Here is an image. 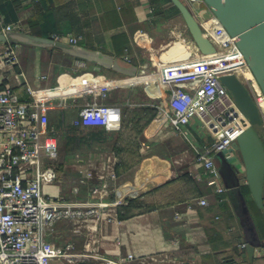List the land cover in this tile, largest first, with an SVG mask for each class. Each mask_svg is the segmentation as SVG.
Instances as JSON below:
<instances>
[{"label": "crops", "instance_id": "0c3cea01", "mask_svg": "<svg viewBox=\"0 0 264 264\" xmlns=\"http://www.w3.org/2000/svg\"><path fill=\"white\" fill-rule=\"evenodd\" d=\"M6 1L0 0V6ZM11 1L15 4L16 18L10 21H22L23 30L33 32L35 28L31 20L43 19L45 13L52 12L60 33H72L79 37V43L111 51L140 66L148 64L155 69L156 63L178 59L193 52L192 48L197 46L193 40L181 43V36H190V33L173 0H47V6L43 5L42 0ZM9 43L0 41V57ZM12 44L18 51L20 62L1 67L0 82L12 84L22 99L31 97L28 86L42 91L57 89L70 82L85 83L93 78L120 81L108 90L107 96L109 102L122 108L120 126L115 129L105 127L109 134L106 140L86 142L91 146L98 143L95 147L99 150L89 156V160L85 159L86 153L85 156L79 153L81 151L76 154L77 171L73 177L67 171H62L64 167L61 163V166L57 165L58 179L46 185L48 193L65 195L77 201H105L112 205L122 200L116 205L115 216L102 219L98 229L91 233L95 235L93 243L101 253L113 258H127L130 253L135 256L156 255L158 258L166 256L171 261L180 258L194 264H233L235 260L257 264L264 258V243L257 247L253 261L242 256L245 251L243 243L248 244V241L240 214L228 191V180L221 171L216 183H222L227 190L217 192L215 182H210L193 148V144L202 146L212 143L213 136L196 119L187 126L196 142L188 137L187 130L186 135L176 132L165 112L166 90L156 94L133 75L78 59L61 50ZM49 52L59 54V58L54 60L48 55ZM81 61L86 64L82 65ZM108 71L114 75L100 76ZM150 72L148 67L146 74ZM76 75H79L78 79L73 78ZM81 87L77 85L61 92ZM144 104L157 105L158 114L138 137L135 160L129 165H122L117 173L120 156L115 151L114 140L123 127L124 107ZM78 115L79 109L73 107L52 109L50 112L55 127L61 120L71 123ZM100 144L105 145L100 148ZM239 157L235 153L230 160L243 168ZM79 163H91L101 168L104 176H94L87 183H81ZM112 171L115 177L111 175ZM184 173H189L195 183L186 180ZM105 180L109 181L107 189L102 187ZM229 180H234L232 174ZM75 186L79 188L76 193L73 192ZM197 188L201 193H197ZM244 190H247L252 211L253 205L259 208L246 185ZM138 196L145 198V202L152 204V207L147 210L137 208L129 215L122 216L120 207L128 205V199ZM201 197H206L208 203L198 202ZM254 218L264 240V232L257 217ZM70 227L67 222L58 221L51 240L64 244L68 240L59 238L64 237L65 233L69 234L80 250L84 247L85 236L82 232L73 231L74 227L70 230ZM131 264L138 263L131 261Z\"/></svg>", "mask_w": 264, "mask_h": 264}, {"label": "built area", "instance_id": "2783aa9c", "mask_svg": "<svg viewBox=\"0 0 264 264\" xmlns=\"http://www.w3.org/2000/svg\"><path fill=\"white\" fill-rule=\"evenodd\" d=\"M182 1L197 18L217 51L205 54L196 46L190 54L160 61L158 69L150 72L159 78L156 83L159 91L156 87L153 90L156 94L168 88L172 90L165 112L176 132L186 135V127L193 119H198L200 126L212 134V143L202 146L193 144V148L210 182H215L216 191L222 193L227 188L222 183H216L220 179V171L214 155L222 151L229 159L234 157L238 152L233 142L250 126V121L238 108L220 75L235 72L249 88L263 117L264 92L234 38L208 3L205 0ZM201 7L209 13H200ZM0 28L5 31L23 29V23L8 21L0 11ZM52 37L79 42V37L72 33L55 32ZM181 40V43H187L193 38L191 35L181 36ZM219 53L226 56L227 65L218 63ZM19 62L15 45L9 43L0 57V68ZM81 64L86 62L81 61ZM142 67L148 70L146 65ZM137 76L140 75L133 78ZM119 83L118 79L99 81L93 78L85 83H66L61 90L35 91L28 86L31 97L22 99L12 84L0 82V264H54L59 260L74 264L81 259L99 260V264H131V261L138 264H192L171 261L166 256H135L132 253L127 258H113L101 253L94 245L89 249L91 253H84L75 250L73 243L62 245L51 240L56 223L65 219L72 222L75 231L87 228L92 232L101 218L115 216L116 205L122 200L111 205L105 201H77L47 192L46 185L59 177L56 161L60 156L58 130L50 121V112L52 109L73 107L79 109V115L71 124L86 129L95 126L118 128L122 108L109 102L107 96L108 90ZM77 85L82 87L61 92ZM78 168L81 183H87L94 176H104L101 174L103 170L91 163H79ZM111 175L115 177V172L112 171ZM102 187L107 189L109 181L105 180ZM78 191V186H75L73 192ZM198 202L207 204L208 199L201 197ZM177 216L180 214L177 213Z\"/></svg>", "mask_w": 264, "mask_h": 264}, {"label": "water", "instance_id": "95a60500", "mask_svg": "<svg viewBox=\"0 0 264 264\" xmlns=\"http://www.w3.org/2000/svg\"><path fill=\"white\" fill-rule=\"evenodd\" d=\"M217 15L235 43L243 53L248 65L264 92V0H205ZM178 7L189 33L200 51L214 53L217 47L205 33L197 18L182 0H173ZM0 41L30 44L40 47H55L78 59L91 61L113 71L127 75H144L147 70L125 57L115 55L83 43L56 40L51 36L36 34L23 29L3 30ZM220 80L228 87L238 108L249 119L247 127L233 142L241 157L243 168L232 162L224 152L214 155L219 171L228 180V191L240 214L246 239L242 256L253 261L257 247L263 245L257 223L252 213L249 198L244 190L246 185L258 207H264V117L246 84L235 72L220 75ZM159 88V86H158ZM168 101L171 89H166ZM232 174L234 180H229ZM74 264H99L93 260L81 259Z\"/></svg>", "mask_w": 264, "mask_h": 264}, {"label": "trees", "instance_id": "16d2710c", "mask_svg": "<svg viewBox=\"0 0 264 264\" xmlns=\"http://www.w3.org/2000/svg\"><path fill=\"white\" fill-rule=\"evenodd\" d=\"M42 1L44 6L48 5L47 0ZM0 11L6 16L8 21L16 18L15 4L11 0L6 1L3 5H1ZM53 16L54 15L52 12H47L44 14L43 19H32L31 24L35 28L33 33L52 37L53 33L59 32V26L56 24V20ZM48 48L52 50H58L55 47ZM108 52L113 53L111 51ZM158 111L159 109L157 105L152 104H144L136 107H124L123 127L118 132L114 140L115 151L120 156V159L116 165L117 173L120 171V167L122 165H129L132 160H135L138 154V137L141 135L146 126L153 120V118H155V116L158 114ZM56 128L64 131L68 140L75 141L76 147H78L83 142L106 140L107 136L109 135L107 129L104 126H95L86 129L85 127L77 126L71 123H65L62 120ZM183 177L186 180L195 183V180H193L189 173H184ZM198 190L199 191L197 193H201L200 189ZM151 207L152 204L146 203L145 198L141 196L133 197L128 199V205H123L120 207V214L122 216H126L137 208L141 210H147Z\"/></svg>", "mask_w": 264, "mask_h": 264}, {"label": "rangeland", "instance_id": "374dc122", "mask_svg": "<svg viewBox=\"0 0 264 264\" xmlns=\"http://www.w3.org/2000/svg\"><path fill=\"white\" fill-rule=\"evenodd\" d=\"M200 13H202V14H208L209 12H208V10L207 9H205L204 7H201L200 8ZM50 57H52L54 60H56V59H58L59 58V54H57V53H53V54H51L50 52H49V54H48ZM144 65H146L147 67H149L150 68V70L151 71H153L154 69L151 67V65H148V64H144ZM157 63H156V68H155V70L156 69H158V67H157ZM54 66V65H53ZM111 75H114V73H111V72H107V73H103L102 75H100V76H111ZM69 76V75H68ZM79 76V75H78ZM78 76L76 75V76H73V78L74 77H76L75 79H78ZM74 79V80H75ZM64 82V81H63ZM141 83H143L145 86L147 85V84H145L144 82H141ZM143 84H140V85H143ZM63 86V85H62ZM62 86H60L59 88H60V90L62 89ZM148 87V86H147ZM50 121H51V123L52 124H54V125H56V123H55V121L51 118L50 119ZM196 121H198L199 122V120L198 119H196ZM57 129V128H56ZM58 130V136H59V145H60V156H59V158L57 159V161H56V164L57 165H60L61 166V163H63V170L62 171H67V173L70 175V176H72L73 177V175H75L76 173V171H77V169L75 168L76 167V160H75V158L77 157L76 156V154L79 152V151H81V152H79L80 154H87V156H85V159L86 160H89V159H87V158H89V156H93L94 154H95V152L96 151H98L99 149H97L95 146L98 144H94L93 146H91V145H88L86 142H84V143H82V144H80L78 147H76V142L75 141H70V140H68V138L66 137V135H65V133H64V131H62V130H60V129H57ZM186 130L188 131V137L190 138V139H192L193 141H195V137H194V135H193V132L188 128V127H186ZM196 142V141H195ZM107 144V143H106ZM103 145H105V144H100V145H98L100 148H103L104 146ZM103 146V147H102ZM78 153V154H79ZM82 155V156H83ZM219 163V160L217 161V164ZM79 177H81V172H80V176ZM253 216L254 217H257V220H258V222H259V225H260V228H261V230H262V232H264V207H262V208H256V206H254L253 205ZM62 221H65V222H67L68 224H70L72 227H70V230H72V228H73V224H72V222L70 221V220H67V219H65V220H62ZM102 221V218L98 221V224H99V222H101ZM98 224H97V226H96V228H93V230H96V229H98ZM56 228V225H55V227H54V229ZM73 231H75L74 230V228H73ZM75 232H82L83 234H84V236H85V243H84V247L82 248V249H80L81 251H83L84 253H91L90 252V248H93L95 245H94V243H93V240L95 239V235L94 236H92L91 235V231H89L87 228H82L80 231H75ZM89 233H90V235H89ZM59 239H61V240H64V239H66V240H68L66 243H64V244H62V245H65V244H67V243H73L74 244V249L75 250H79L78 248H77V245L75 244V242L71 239V236L69 235V234H66L65 233V236L64 237H60ZM60 240V241H61ZM88 244H91V246H88ZM94 245V246H93ZM104 254V253H103ZM128 257V256H127ZM177 261H187V262H191V261H188V260H185V259H176ZM97 263H100L99 262V260L98 261H96ZM67 262H64V260H59V261H57V262H55L54 264H66ZM192 264H194L193 262H191ZM147 264H151V263H147ZM233 264H246V263H244V262H241V261H239V260H235V263H233ZM257 264H264V258L263 259H261L259 262H257Z\"/></svg>", "mask_w": 264, "mask_h": 264}, {"label": "bare ground", "instance_id": "6f19581e", "mask_svg": "<svg viewBox=\"0 0 264 264\" xmlns=\"http://www.w3.org/2000/svg\"><path fill=\"white\" fill-rule=\"evenodd\" d=\"M195 42V41H194ZM196 43V42H195ZM180 44V43H179ZM197 45V44H196ZM224 55V54H223ZM222 54L219 53V56L218 57V63H221L222 65L226 64L227 65V60H225L226 56H223ZM222 57V58H221ZM220 64V65H221ZM241 74V72H239ZM135 79L139 82H144L145 84L146 83H149L150 84V87L152 89L155 90V87L157 88V90L159 91V88H158V85H156L157 81H159V78L158 76L155 74V73H149V74H144V75H140V76H137L135 77Z\"/></svg>", "mask_w": 264, "mask_h": 264}]
</instances>
